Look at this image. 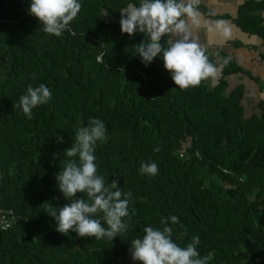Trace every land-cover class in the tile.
Wrapping results in <instances>:
<instances>
[{
	"label": "trees",
	"instance_id": "16d2710c",
	"mask_svg": "<svg viewBox=\"0 0 264 264\" xmlns=\"http://www.w3.org/2000/svg\"><path fill=\"white\" fill-rule=\"evenodd\" d=\"M79 2L56 37L29 14L30 0H0V211L19 216L0 229V264H139L129 248L146 226L171 227L181 247L198 235L200 255L214 253L209 264H264V116H245L243 86L228 91L238 69L223 65L216 85L180 89L160 58L142 63L133 46L146 35L121 32L120 10L139 0ZM251 8L238 24L253 33ZM41 84L51 98L29 119L20 97ZM90 119L106 128L97 174L132 195L128 231L113 241L57 232L43 205L68 203L56 175ZM145 162L158 173H141Z\"/></svg>",
	"mask_w": 264,
	"mask_h": 264
},
{
	"label": "clouds",
	"instance_id": "9594fccd",
	"mask_svg": "<svg viewBox=\"0 0 264 264\" xmlns=\"http://www.w3.org/2000/svg\"><path fill=\"white\" fill-rule=\"evenodd\" d=\"M200 4L201 0H139L120 10L121 32L129 37L137 32L147 37L133 46L142 63L148 66L155 58H160L180 89L196 87L204 80L215 78L221 67L229 63L224 59L218 67L210 60L209 47L231 39L232 26L222 19L205 18L199 10ZM81 7L79 0H30L28 12L43 25L44 33L60 37L78 16ZM201 33L206 35V43L201 41ZM165 37L168 38L166 41ZM51 95L44 84L29 87L27 94L20 97L19 106L31 119L32 110L47 104ZM58 140L62 141V137ZM104 140V123L90 119L88 126L76 130L74 143L64 151L69 159L64 162L56 180L58 190L68 203L57 207L50 202L43 204L47 206L45 213L56 222L55 230L63 235L74 232L80 238L113 241L128 231L124 218L129 216L131 193L123 192L117 179L109 183L97 174L95 148L98 141ZM76 157L78 160L72 159ZM140 171L154 176L158 173V165L145 162ZM78 193H86L87 200L77 196ZM101 213L107 227L96 218ZM168 219L172 224L179 222L176 216ZM168 219L161 223L167 225ZM143 233L142 237L131 240L129 248L133 261L139 264H209L213 259L212 252L200 255L198 235L187 246L181 247L173 241L171 227L165 226L161 230L146 226Z\"/></svg>",
	"mask_w": 264,
	"mask_h": 264
},
{
	"label": "crops",
	"instance_id": "0c3cea01",
	"mask_svg": "<svg viewBox=\"0 0 264 264\" xmlns=\"http://www.w3.org/2000/svg\"><path fill=\"white\" fill-rule=\"evenodd\" d=\"M251 3L248 10L253 17L252 24L257 27L256 32H248L239 23V14L242 7ZM201 6L208 9L201 11L209 20H225L232 26L233 34L224 44H213L209 47L210 56L215 58L220 67L224 59H228L232 69L238 72L228 75V91L233 92L239 85L243 86L244 98L242 105L245 116L263 117L264 110L260 104L264 103V0H201ZM240 21V20H239ZM257 24V25H256ZM201 41L207 42V37L201 33ZM224 67L215 78H209L206 83L216 85L223 77ZM234 73V72H233Z\"/></svg>",
	"mask_w": 264,
	"mask_h": 264
},
{
	"label": "built area",
	"instance_id": "2783aa9c",
	"mask_svg": "<svg viewBox=\"0 0 264 264\" xmlns=\"http://www.w3.org/2000/svg\"><path fill=\"white\" fill-rule=\"evenodd\" d=\"M18 220L19 216L13 212L0 211V229L9 230Z\"/></svg>",
	"mask_w": 264,
	"mask_h": 264
},
{
	"label": "rangeland",
	"instance_id": "374dc122",
	"mask_svg": "<svg viewBox=\"0 0 264 264\" xmlns=\"http://www.w3.org/2000/svg\"><path fill=\"white\" fill-rule=\"evenodd\" d=\"M207 8V7H206Z\"/></svg>",
	"mask_w": 264,
	"mask_h": 264
}]
</instances>
